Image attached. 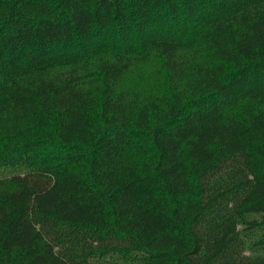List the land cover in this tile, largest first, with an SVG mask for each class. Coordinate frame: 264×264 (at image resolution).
<instances>
[{"label":"trees","instance_id":"trees-1","mask_svg":"<svg viewBox=\"0 0 264 264\" xmlns=\"http://www.w3.org/2000/svg\"><path fill=\"white\" fill-rule=\"evenodd\" d=\"M0 264H264V0H0Z\"/></svg>","mask_w":264,"mask_h":264},{"label":"rangeland","instance_id":"rangeland-1","mask_svg":"<svg viewBox=\"0 0 264 264\" xmlns=\"http://www.w3.org/2000/svg\"><path fill=\"white\" fill-rule=\"evenodd\" d=\"M6 173H9V171H6Z\"/></svg>","mask_w":264,"mask_h":264}]
</instances>
